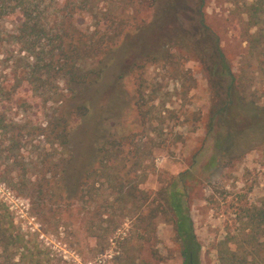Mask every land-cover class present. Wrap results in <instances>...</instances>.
I'll list each match as a JSON object with an SVG mask.
<instances>
[{"label": "trees", "instance_id": "1", "mask_svg": "<svg viewBox=\"0 0 264 264\" xmlns=\"http://www.w3.org/2000/svg\"><path fill=\"white\" fill-rule=\"evenodd\" d=\"M113 1L0 0V184L16 183L28 195L49 192V201L51 197H73L81 183L87 202L99 199L105 221L108 213L104 211L112 208L114 196L120 203L137 201L135 179L142 173L143 160L150 156L138 143L139 135L147 131L146 105L151 99L140 77L130 98L123 101L114 85L111 87L103 115L95 114V102L88 95L113 55L114 14L103 5ZM228 1H241L244 6L246 63L234 65L225 57L218 38L204 21L203 0L198 1L192 32L182 34L179 40L198 42L202 38L212 45L211 60L198 59L208 92L203 137L212 140L215 152L206 160L207 168L221 161L232 163L264 144V0ZM81 14L91 20L87 29L76 23ZM119 22L118 35L127 29ZM162 42L161 36L156 48L145 52V57L165 65L171 51L164 46L160 49ZM143 47L137 41L134 52L140 53ZM135 57L131 66L136 68ZM251 60L263 80L260 88L253 84ZM11 103L20 118L6 116ZM77 137L87 138L90 158L80 174L72 175L70 162L80 153ZM38 148L44 152L38 153ZM22 151L25 158L32 153L39 157L38 178L31 161L22 160ZM45 176L50 180L45 179L47 187L40 189L44 181L38 180ZM187 179L189 170L179 172L167 184L161 202L173 217L181 263L199 264V244L188 214ZM158 210L156 205L148 210L151 228ZM249 221L248 230L260 231L262 256L238 260L237 253L229 251V259L239 264H264V199L251 211ZM90 234L100 239L107 233L95 227L90 228ZM39 263L12 226L7 206L0 200V264Z\"/></svg>", "mask_w": 264, "mask_h": 264}, {"label": "rangeland", "instance_id": "2", "mask_svg": "<svg viewBox=\"0 0 264 264\" xmlns=\"http://www.w3.org/2000/svg\"><path fill=\"white\" fill-rule=\"evenodd\" d=\"M198 1L114 0L103 4L114 14V51L88 95L95 102V114L103 115L111 87L114 85L123 101L130 98L134 82L140 77L151 99L148 97L146 105L147 131L139 135L138 143L150 156L143 160L142 173L135 179L137 201L120 203L114 196V205L104 211L108 221L100 215L97 197L90 202L83 197L85 188L81 183L73 197H51L49 201V192L28 195L16 183L0 184V200L7 206L12 226L31 254H36L39 264H182L173 217L167 205L163 207L161 197L169 181L184 170L190 172L188 214L199 244V264H239L230 261L229 251L237 253L238 260L243 256H262L260 231L258 234L248 229L251 211L264 199V144L232 163L221 161L214 167L205 166L215 152L212 140L203 137L208 92L198 59L211 60L212 45L202 38L198 42H179L182 34L193 30ZM202 9L204 21L218 38L225 57L234 65L246 63L241 1L203 0ZM119 20L127 28L120 35L116 32ZM76 23L87 29L91 20L81 14ZM161 36L159 48L164 46L171 51L165 65L156 62V58L145 57V52L156 48ZM137 41L145 46L140 49L141 54L134 52ZM134 56L136 68L131 66ZM249 63L248 68L257 72L254 62ZM253 76L254 87L260 88V74ZM11 106L5 111L6 116L20 118L15 104ZM86 139L75 140L80 142V153L70 162L72 175L80 174L90 158ZM23 151L22 160L31 161L38 178L39 157L32 153L25 158ZM45 179L50 180L45 176L38 181ZM43 183L40 189L46 186ZM154 205L159 210L151 228L147 215ZM95 227L99 231L106 229L104 238L96 239L90 234V228ZM17 259L18 254L14 256Z\"/></svg>", "mask_w": 264, "mask_h": 264}]
</instances>
